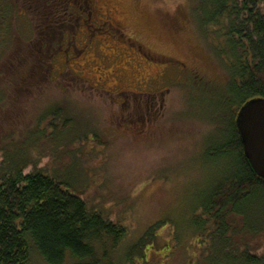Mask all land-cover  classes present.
Here are the masks:
<instances>
[{"label":"rangeland","instance_id":"1","mask_svg":"<svg viewBox=\"0 0 264 264\" xmlns=\"http://www.w3.org/2000/svg\"><path fill=\"white\" fill-rule=\"evenodd\" d=\"M80 3L73 21L91 4L95 27L89 35L84 26L63 27L81 49L67 56L55 46L45 54L31 7L13 12L0 0V149L50 164L93 209L128 227L118 245L97 244L103 264H140L129 263L127 251L158 222L148 264H189L203 246L193 215L234 164L206 157L229 133L216 97L225 93L222 61L190 0ZM65 119L66 128L52 129ZM257 210L252 217L264 215ZM253 248L263 253V236ZM28 264L47 263L33 247Z\"/></svg>","mask_w":264,"mask_h":264},{"label":"trees","instance_id":"2","mask_svg":"<svg viewBox=\"0 0 264 264\" xmlns=\"http://www.w3.org/2000/svg\"><path fill=\"white\" fill-rule=\"evenodd\" d=\"M190 1L203 20L206 37L212 41L211 49L222 61L227 79L225 93L216 97L219 118L227 119L229 133L223 145L210 149L206 157L234 158V164L213 181L193 215L195 239L203 246L189 264H264V251L257 253L253 248L255 239L264 237V215L252 217L257 208L264 210V181L249 167L236 126L245 103L264 99V0ZM7 4L13 12L28 5L38 14L46 54L47 49L54 51L53 46L59 50L63 27L73 22V11L81 3L7 0ZM64 110H55L52 122L58 123ZM70 122L65 119L52 129H64ZM41 127L35 130L41 131ZM9 148L0 149V264H28L33 247L47 264H65L68 257L71 264H103L96 258L97 244L108 238L118 245L128 236V227L112 220L107 212L93 209L84 196L49 171L50 164L39 167L41 163L18 158L15 148ZM160 228L159 222L150 226L128 249L129 263L138 259L140 264L149 263L147 251L154 246Z\"/></svg>","mask_w":264,"mask_h":264},{"label":"water","instance_id":"3","mask_svg":"<svg viewBox=\"0 0 264 264\" xmlns=\"http://www.w3.org/2000/svg\"><path fill=\"white\" fill-rule=\"evenodd\" d=\"M236 126L249 167L264 181V99L245 103L237 114Z\"/></svg>","mask_w":264,"mask_h":264},{"label":"flooded vegetation","instance_id":"4","mask_svg":"<svg viewBox=\"0 0 264 264\" xmlns=\"http://www.w3.org/2000/svg\"><path fill=\"white\" fill-rule=\"evenodd\" d=\"M91 3L93 4V1H91ZM94 5V4H93ZM95 6V5H94ZM88 9H94L91 4L88 6H86ZM97 7V6H96ZM95 7V8H96ZM87 8L85 10V14H81V16H78V18H75V22L71 23V28L79 29L81 26H84L87 30H86V35H89V32L95 27L94 24L92 23V14L95 13V9L93 11H89V13L87 12ZM77 12L73 11V15L74 17H76ZM83 32V31H82ZM66 35H62L61 37V41H62V45L60 46L59 50L60 51H64L66 52L65 54L67 56H69L70 52H73L74 55L76 56L77 53H80L81 49L77 47V44L74 42V37L70 38V39H66L65 38Z\"/></svg>","mask_w":264,"mask_h":264}]
</instances>
